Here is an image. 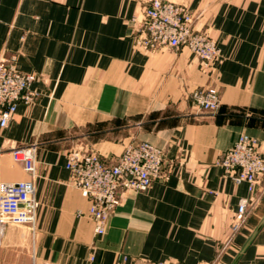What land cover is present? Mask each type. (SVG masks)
Instances as JSON below:
<instances>
[{
  "label": "crops",
  "instance_id": "obj_1",
  "mask_svg": "<svg viewBox=\"0 0 264 264\" xmlns=\"http://www.w3.org/2000/svg\"><path fill=\"white\" fill-rule=\"evenodd\" d=\"M171 1L186 2L217 42L214 64L184 47L141 46L142 0H0V56L34 74L38 94L0 127V183L33 182L39 203L31 230L6 227L0 264H264V177L251 193L218 164L242 133L264 159V0ZM209 88L220 95L216 113L191 99ZM141 141L163 150L167 179L123 192L96 236L67 155L114 165ZM34 145L32 175L12 150Z\"/></svg>",
  "mask_w": 264,
  "mask_h": 264
},
{
  "label": "built area",
  "instance_id": "obj_2",
  "mask_svg": "<svg viewBox=\"0 0 264 264\" xmlns=\"http://www.w3.org/2000/svg\"><path fill=\"white\" fill-rule=\"evenodd\" d=\"M144 4L140 45L152 50L161 47L188 48L205 67L221 56L217 42L196 29V15L186 2L142 0ZM15 57L0 56V127L5 128L14 118L19 104L32 105L38 94L32 89L37 77L22 73L14 65ZM194 105L202 111L218 112L221 99L213 88L196 89L191 94ZM36 146L15 147L13 160L23 162L25 170L35 173ZM163 150L148 141L129 144L114 165L92 152L72 150L65 167L72 174V183L89 202V217L96 236L106 233L110 216L121 202L125 191L144 192L157 181H165ZM227 177L235 183H246L256 192L264 177V159L259 141L242 133L235 144L218 161ZM39 203L31 181L0 183V242L9 224L33 228ZM248 201L239 202L238 216L232 230L237 232L245 222ZM42 264V263H34ZM136 264V263H134ZM148 264H174L162 261Z\"/></svg>",
  "mask_w": 264,
  "mask_h": 264
},
{
  "label": "rangeland",
  "instance_id": "obj_3",
  "mask_svg": "<svg viewBox=\"0 0 264 264\" xmlns=\"http://www.w3.org/2000/svg\"><path fill=\"white\" fill-rule=\"evenodd\" d=\"M22 227L24 228V231H27L28 232V230H31V228L29 226H22Z\"/></svg>",
  "mask_w": 264,
  "mask_h": 264
}]
</instances>
